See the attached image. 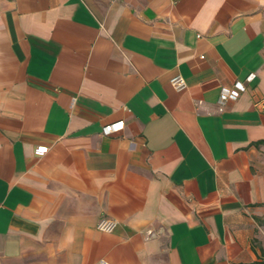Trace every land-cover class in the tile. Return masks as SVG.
I'll return each instance as SVG.
<instances>
[{"label":"crops","instance_id":"obj_1","mask_svg":"<svg viewBox=\"0 0 264 264\" xmlns=\"http://www.w3.org/2000/svg\"><path fill=\"white\" fill-rule=\"evenodd\" d=\"M262 98L264 0H0V264H264Z\"/></svg>","mask_w":264,"mask_h":264},{"label":"built area","instance_id":"obj_2","mask_svg":"<svg viewBox=\"0 0 264 264\" xmlns=\"http://www.w3.org/2000/svg\"><path fill=\"white\" fill-rule=\"evenodd\" d=\"M252 79V75L247 77V81H250ZM171 86L174 88L176 91H183L186 89L187 84L186 81L183 77L180 75L174 76L170 80ZM246 91V87L243 83L241 82H235L231 87L229 88H223L219 92L218 96V104H219V109H222V106L225 104L227 101H234L237 100L242 93ZM254 106L258 108L264 109V99H257L254 101ZM122 128V122H117L113 124L106 125L103 128V134L108 135L110 133L116 132ZM45 147H39L36 150L37 155H42L46 152ZM116 221L107 217L101 218L97 224H96V229L100 232L103 233H111L116 227Z\"/></svg>","mask_w":264,"mask_h":264}]
</instances>
